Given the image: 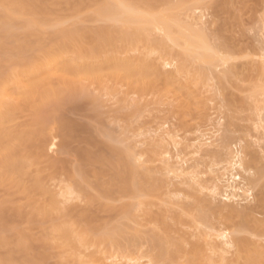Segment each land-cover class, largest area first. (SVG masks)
Listing matches in <instances>:
<instances>
[{"label": "bare ground", "instance_id": "1", "mask_svg": "<svg viewBox=\"0 0 264 264\" xmlns=\"http://www.w3.org/2000/svg\"><path fill=\"white\" fill-rule=\"evenodd\" d=\"M64 1L69 7H72L73 9L78 8V5L80 4L78 0H64ZM137 1H134V0H101L99 1L98 4L95 5L94 9L93 7H88V6L84 7L85 11H87L86 15H88V17L87 16L86 17L89 18V20L92 21L94 19V21L95 20L103 21V22H106V24L109 23L111 25L109 27L108 26L101 27V29L98 28L96 29L97 31L96 30L92 31L90 29L85 30L86 32L81 31V34H80L81 36H83L84 33L85 34L83 36L84 39L81 38L80 40L78 39L80 38L78 37L79 34H77L78 35L77 36L76 33L74 32L75 30H77L76 27H74L75 28L74 30L69 27L68 28L65 26L62 27L66 23L62 19H59L57 21V24L59 27H62V28H60L59 31L57 30L58 32L57 33L55 32L56 34L53 33V35H55V36L52 35L54 37L53 38L54 41H52L53 43L51 42L47 44L46 40H44L45 35L43 36L44 31H45L44 28L46 24L44 17L52 12L50 11L52 5L55 6L56 2L58 3L59 0L58 1L57 0H0V54H1L0 58L1 60L7 63L12 62L11 64L9 63L10 65L7 64L9 67H7V65H4V67H1L2 69L0 68V186H1L0 189L1 188L4 189V187H9L10 189H7V190L8 191L12 190L11 193L12 194L14 193L12 198L15 199L17 195L19 196L23 195L22 200L25 203V206H23L24 203L22 204V206H20L19 205L20 203L19 204L17 203L18 201L16 202L11 198L10 196L11 193L9 194V196L7 195L9 198L7 197L5 201L0 202V264H47V262L49 263L50 261V260L48 261V258H49L48 251L50 252L53 251V253L58 251L59 254L56 253L57 255H62V256L66 255V258L68 254H71L70 256H72L73 262L76 261L75 264H156L155 263L156 261H154V259L151 258L152 256H149V254H147L148 251L144 252V250H142L143 251L142 252L140 250V249H143L142 246L144 242L141 245L135 246L137 248H134V249L135 250L138 249V250L136 252L135 251L132 252V254H130L129 251L128 253H126L125 250L119 251L117 249H116L117 251L112 250L111 252L110 249L112 248V246H110V244L112 243L110 242L112 241L114 243L113 239H115L114 237L115 229H114V234H113V231H111L113 236L110 235L111 236L110 238L109 236L108 237L104 236L106 235L104 233H102V235L100 234L97 236L94 233L96 237L92 235L93 232H91L92 233L91 234L88 231V229L85 228L87 227V225L83 224L85 225V227H82L83 226L82 223L84 222H86L87 224L90 223L91 215H90V218H88L89 216H86L85 214L83 215V212L80 214L79 212L81 211H77L76 210L77 207L75 208L70 207L72 205L66 207L67 203H65L66 206L63 204L65 208H63L64 206L63 207L60 206L61 202L57 200L56 194L52 192L48 188V186L45 185L47 184V179H46L47 177L45 176L46 177L45 184H44V177H43L44 172L47 173L48 171H50V173L48 172L50 179L53 177H56V175L58 174L65 173L66 175H68V179L70 178V181L73 183L74 189L77 190V192H79L80 194H82V196H84L86 199H88V201L85 200L86 203L87 202L90 203V204L88 203L87 206L91 205V203L93 204L96 203L97 206H101L102 208L113 211V207L109 204L111 203L112 200H114V197L116 195H121L120 197L129 196L133 198L134 201L135 200L136 202L138 201V205L141 204L142 207L145 205H148L149 207L150 201L147 198L152 196L151 194L153 193L154 190H157L155 192L159 193V191L162 188L160 187L161 189H156L154 187L153 188L154 190L151 188H147V185H149L148 184L149 181H147L148 179L146 180V178L141 177L139 175L138 167L136 166L137 164L134 161L136 156L132 154V152L129 149L130 147L128 148V150H126L127 149L126 147L124 151V149L121 150L119 147H117V145L115 146L114 143H117V140H115L116 138L113 139V136L111 137V134L108 133V131H107L108 133L107 135L104 132L105 137L107 139L108 137H110L109 140L111 141L112 139V142H110L108 145H103L100 142L101 140H99L100 133L98 132L99 133V135L97 134L98 136L94 134L91 131V127H89V125L88 126L85 125L86 127L79 125L81 126L79 127L73 121L71 122L68 119L66 120L62 118L64 119L62 120L58 118L61 121H63L62 124H59L60 129H61L60 138L62 140V144H60L61 142L60 139H59L60 142H58L60 146L62 147H60V149H58L56 153L59 152V150H65L66 155H68V152L70 154V152L72 151L71 153L76 155V158L78 159L77 161L79 162L78 165L74 164L75 166L71 165L72 167L71 166L67 167L65 166L67 164L66 162L60 161L59 159H58L59 161L53 160V159H56V157L52 159L53 161L51 159H48L49 156L51 157V155L47 154L48 150L49 151L53 150L55 147L59 148V144L55 142V139H56L55 137L57 136V133H56V136L51 135L53 133L52 131H54L55 129L52 127H51V130L50 128L48 129L47 124L49 125V121L51 120V118H52L51 120V124H52V121L55 120L54 114H56L58 110H61L62 106L66 103L65 101L67 99H68L67 102H69L70 100H74L76 96L78 97L77 93L78 94L82 93L84 96L86 95L88 96V98H91L89 97L87 93H85L84 87L81 86L80 81L83 79L91 80L94 83L98 84V86L100 87H104V84H106L108 80L110 81V79H113L112 81H114L116 79L115 82L116 81L123 82V83L126 82L127 85L134 87L138 91V90L152 89L154 87V84L157 81L159 82L160 80L162 81L163 84L165 82L166 85H169V86L172 84H176V83H179L180 85L181 83L180 81H182L181 79L182 77H184L186 79L185 87L189 88L190 85L192 84L190 87L192 89L193 82H194V85L195 84L200 85L202 82L206 83L207 80L220 76L218 75L220 73L217 70L220 68V66H228L227 64H230L229 61L232 59V58L228 59L229 57L227 58L223 55L225 53L234 54L235 50L238 51L237 49H239L241 51V49L243 48L242 47L240 49L237 47L236 49H234L233 52L232 50L225 48V52H224L223 49L221 50L220 48L218 47L216 48V46H213L210 42V39L206 35L205 30L203 28L201 29V26L200 28L199 27L196 28L197 25L195 23L194 24L192 23L193 20L195 22L196 19L190 18L191 22L188 21L190 17L189 12H187L189 7L188 9L186 8L185 10L187 14L189 15V16L187 15L188 19L186 20V22L187 21L188 22L186 24L185 22L182 24L181 19L178 18V15H180L178 13L185 12L183 11L185 9L183 5L181 6L179 3L177 5L176 3V5H172L171 8L169 9L167 8L168 9L167 11L165 10L163 12L158 13L155 11H157L156 9L159 6V5L157 6V4H159L160 1H157V0H144V1L137 0ZM198 3L200 4L199 1ZM190 5L193 6V4H190ZM185 6H186V3H185ZM194 8L196 10V7ZM194 8H193V12H194ZM179 9L180 10L183 9L182 12L179 11ZM174 12H176L177 15L176 13L174 14ZM201 18L203 19V16H201ZM124 27L127 29L128 32H126V29L124 30L125 32H122L121 29ZM157 30L163 33L164 38L166 39L165 41L167 43L170 42L174 45V47L177 46V47L182 48L181 50L182 52L180 53V56H179L181 62L178 63L177 60L179 59L172 58L174 57V55L172 54L171 48L169 49L167 44H165L164 42L160 40L158 42L157 40L151 39V35H153L152 32L154 31L156 32ZM77 32H79V30ZM34 38L36 40L33 41ZM172 44H168V45H172ZM255 50L257 49L255 48ZM133 51H142V52H139L138 56H132V55L130 56L129 54H132ZM254 52H258V51H254ZM259 52H260L259 54L261 55L258 54L256 55L257 57L253 55L252 57H256V58L252 59V61L254 60L255 62H257L255 66L256 68L258 67L257 65L259 64H260V68L262 67L263 71L261 69L259 71L258 70L259 68H258L256 72L259 71L261 73L262 71L264 73V53H263L264 51L263 52L259 51ZM154 54H156L157 57H155ZM239 54H243V53L241 52ZM12 55L13 56L18 55L19 57L21 56L20 64L18 62H17L18 64L13 63L14 57L12 61ZM151 55L154 56V59L151 58L152 57ZM234 55H236V53ZM248 56L249 55H247L246 57L245 55V58H248ZM258 57L260 59H258ZM1 60L0 62H2ZM232 60H235V59H232ZM245 61L243 63H246ZM252 61L250 58V61H248V63ZM254 63L252 64V66L254 65ZM249 64L251 65V63ZM244 65H247V64H244ZM167 66L169 67L173 66L174 69L168 68ZM166 67L168 68L166 70H169V69H173V70H171L170 72L165 71ZM231 67L228 66L227 69H230ZM235 68L233 66L231 69L235 70ZM256 68H254L253 70H256ZM248 69L250 70L251 67ZM227 72L228 71H226V73L224 74H222L221 72V75H224L221 77L222 78L224 77V79L228 78L229 75ZM216 74L217 76H214ZM259 76L263 77V75H259ZM186 81L190 82L191 84L187 83ZM261 83H263V79ZM201 85L203 88L204 85L203 84ZM257 85L259 86V84ZM190 88L188 90H191ZM258 88L260 89L259 90L257 89L256 92L258 91L257 94L262 96L261 100H259L261 101L260 104L262 105L257 106L255 109H257L256 111L258 112H262L264 111V84L262 85V87L259 86ZM253 90H255V88ZM259 91H261V94H259L260 93ZM253 92L254 91H252V94ZM255 94L256 93L254 92V95ZM91 100H93V102L96 104L97 102H99L97 101L98 99L96 98H91L90 101ZM76 103H73V105ZM27 111H31L34 114L32 121L28 122L29 124L26 123L27 125L25 124L17 125L18 124L17 123L15 126L13 123H16V120L18 119L19 115ZM94 115H96L94 118L97 120L98 114H94ZM98 123H99V120H98ZM53 125L55 124L53 123ZM61 125L63 126L61 127ZM80 130L86 131L87 133L86 136L76 135V133ZM53 135H55V133ZM212 137L213 136H211L210 138ZM77 140H80L79 142H81L82 144L85 143L86 146L73 150L72 143ZM208 140L209 138L207 139V141ZM210 140L209 142H206V140H203L205 141L204 142L205 146L206 145L208 147L213 146V143L210 142ZM104 143H105V140H104ZM176 144L174 143V145ZM229 145L230 144H228L227 146L230 147ZM121 146L122 148H124L123 147L124 145H121ZM195 147H198V146L196 145ZM73 151H75V153ZM65 152L64 153L62 152L61 155L65 154ZM167 152L168 150H166L165 154H168ZM193 153L196 155V152H193ZM243 154L244 152L240 148V149H237L236 151L233 150V152L229 155V157L227 158L228 160L226 159L227 164L225 165V166L227 165L229 166V168L228 166L227 168L225 167L227 170L231 169L230 171L228 170L229 175H226V174L224 175L223 173L217 176V180L215 181L220 182V184L222 183L221 184L222 186L214 187L213 188L214 191L210 193L213 199L211 198V196L210 198H208L213 201L215 198L217 199L219 196L220 202L218 203L220 204L223 203V205H226L227 208L225 206L218 204L216 206L217 210L222 209L223 211H225L224 209L226 208L229 213L233 214L232 219H234L233 216L235 214L237 215L238 213L241 214L238 217L237 215L234 216L236 217V219L240 218L241 224L240 223H239L240 225H238V223L235 224L239 220L237 219L236 222L234 223V225H236L235 226L236 229L232 226L233 227V230H232V228H229V226L231 225L223 227V224H221L223 222V219L221 218L220 219L222 221L221 223L219 222L220 224H218V221H216V224L212 223V219L216 220L217 215H215L216 218L215 217L212 218L211 222L209 223L210 221L209 217H213L214 215L211 214L213 216L208 215L209 216L208 217L206 216L207 214L203 213L204 214L203 216H205V218L207 217L209 221H205L204 220L205 218L201 216L199 217V219H203V218L204 219L200 221L198 220L199 223H197V221L195 223L202 224V222H204L205 224L203 223L202 224L203 226L209 223L210 227L208 228L207 231L205 230L201 231V235L205 241L209 238H210V242H212L211 240H214V241L217 240V242L220 241V243H218L220 248H218V244H215V247L217 246L215 249L217 248L218 249L217 251L214 249L213 247L214 241H213V244H210V242L207 243L206 241L208 246L205 245L207 246L205 249L203 248L205 246L202 244V242H201V245L200 243H197L193 245L190 251L185 252L186 251L185 248H183L185 249V251L183 250L181 251V249L178 250L177 252L181 253L182 255L179 254L181 256L177 255L176 251L175 253L177 256L174 254V252L173 254L171 253V257L167 258L169 259V261H171L170 264H180L177 262V260L180 262V260H182L183 258L182 256H184L185 254L188 256V257L185 256V258H187L186 259L187 264H240V263L241 264H264V247H261L258 243H256L257 240L255 242L253 240L251 241L250 239L246 238L247 236L243 237L244 234L245 235L249 234L248 232L252 233V235L256 234L259 237L264 236V220L263 219L258 220L254 216V215H258L255 213L262 212L261 214H263V210H264V198L263 197L264 196L262 197L263 199L261 198L262 200L259 199L260 201H257V200L255 201L259 203L258 204L256 203L254 207L248 206L247 208H245V206L247 205L246 203H248L249 205L250 203L253 202V201L251 202V200H254L255 197L252 192L253 189L251 188V185L252 183H254V180L252 179L251 181L252 183H251L250 181H248V179L249 180L251 179L246 177V175H248L249 177L248 171H249L250 164L249 165L246 164L247 162H245L246 160H245V157L243 158ZM188 155L189 154H187V158H188ZM45 158L49 160L47 167L42 166L43 161H44V160L42 161V159H45ZM187 158H185V160ZM194 158L197 160L198 157H194ZM190 159L192 158L189 157L188 159L189 162L193 161V159L192 160ZM188 160H186L185 162L184 161L182 162H184V164H187V163L189 164ZM196 162H195V165H196ZM96 163L99 164V166L101 165V168H102V165L103 167L105 166L104 169L102 168L97 172L98 175L95 174L96 169L95 170L92 169L93 167L92 165ZM165 164L167 163H163V171L164 169H166L164 168ZM184 164L182 163L180 167ZM195 165L191 164L192 166L191 168L195 169ZM187 166L189 165H186V167ZM180 167L179 168H177V166L173 167L174 170L173 168H171L172 169L171 170L168 167L167 172L169 173V171L170 172L173 171L172 173H174V171H177V169H181ZM183 167L181 169L182 173L184 172ZM191 168H189L190 175H192L193 174L192 171H194V170H191ZM196 168H198L197 165H196ZM226 169L223 170V172H226ZM91 170L95 171V173L92 172ZM181 171L179 170L177 173L173 174L174 175L173 178H176V179L181 178L183 181L181 179L180 180L183 182V185L190 178L189 179L190 181H188L186 185L188 186L190 185L189 186L190 190L192 189V191H195L197 193L205 189V186H203V183H200L201 180L197 178L199 176L198 174H200V171L199 173H198V170L197 172L195 171L196 178L193 177V175L192 177L187 176L188 171L186 173L184 172L183 174L184 176H182ZM179 172L181 176L178 174ZM90 173L92 175L95 174L96 177L97 176L100 177V175L101 176L103 175L105 180L107 179L106 177L110 175L108 177V181L106 180V182L103 176H102L103 181H101L102 180L101 177L100 179L97 178L98 180L95 181V190H96L95 192L97 193L96 196H93L94 194L91 195V193L89 194V192L85 190L86 186L84 183H87L88 181L87 178L90 176L88 174ZM107 173L109 175H107ZM76 174H78L77 177H80L78 178V180L75 179ZM177 174H178V177L180 176V178L176 177ZM225 176H227L226 179H225ZM185 177L186 179L188 177L189 178L187 180L186 179L184 180ZM26 178H29V182L31 184L28 183V181L26 183V180H27ZM195 179L196 180L198 179L197 181L200 184L195 183L196 182ZM191 181L192 182L195 181L193 182L195 184L193 185V183H190ZM208 181H206V184ZM204 183H205V180H204ZM27 184H30V185H27ZM166 184H170V183H166ZM166 184H165V188H166ZM171 184L173 188V183ZM248 184H249V187H248ZM89 185L91 184L89 183ZM167 186H168L167 188H169V185ZM65 189L67 190L68 188L66 187ZM219 189H221L222 194L220 193L217 194L218 192L217 190ZM150 190H153V191L150 192ZM187 190H186V193L189 194V190L188 192ZM166 191L165 192L162 191V194L166 193ZM172 191L174 190L172 189ZM175 191L177 192V190ZM71 192L72 191H70V193ZM171 192H170V195H171ZM184 192L185 191H183L182 194ZM178 193H181V192H177V194ZM61 194H59L58 196L60 197ZM65 194H68V191ZM65 194H62L64 198H65ZM71 194H68V195L70 196L74 195V194L72 195ZM185 194L183 196H186ZM194 194H192V197ZM202 194H203V191H202ZM62 195L61 197L63 198ZM68 195H66L67 196L66 202L69 200ZM157 195L158 194H155L153 196L156 197ZM204 195L205 196L208 195L206 197H209V194L205 193ZM262 195L264 194H261V196ZM159 197H160V194H159ZM171 197H173V195ZM186 197H189V196L187 195ZM156 198H158V196ZM99 199L101 200L107 199L106 202L109 201L110 203L108 204L107 202L106 205H103L100 203L101 200ZM140 199H143V200H140ZM194 199L196 200V198ZM165 200L169 201V199H165ZM204 200H206V198H201L202 202L200 201V203L202 204ZM161 202L164 205H166L164 203L166 201L163 202L162 200H160L158 204H160ZM170 202L172 201L170 200ZM15 203L17 204V206ZM244 203L246 204L245 206H243ZM124 204H122L123 205L122 208H121L122 205L119 206L120 210L118 211L122 213V215L129 214L135 208V207L133 208L132 207L133 205L130 203L125 204V206ZM170 204L174 205V207H172L174 211V208H176L175 204H179V203H175V204L170 203ZM152 205L153 204H150V206ZM167 205L166 207H168ZM182 205L183 203L181 204V206ZM241 205L244 208L241 207ZM176 206L180 208L178 205ZM218 206L219 207L221 206V207L218 209ZM119 207L117 206V208L116 209L114 208V210L116 211ZM145 207H143V209ZM238 207L240 210L238 209ZM88 209H86L87 211H84V212L87 213L89 211ZM259 209L260 211H258ZM178 210L179 209H177V211ZM184 210L186 211V213L190 211V210L187 211L185 208ZM102 211H104V209ZM162 211L165 212L166 209ZM168 211L169 210L167 208L166 212ZM199 211L200 210L198 209V212ZM210 211H212V209H210ZM240 211H242L245 214L242 215ZM173 213H171V215ZM184 213L185 212L181 213L180 216L176 214L177 217L176 215L173 214L174 217L180 220L178 222L176 221L178 225H179V222H182L183 224H185L184 218H187V216L182 218V215H184ZM75 214L76 216L80 214L78 217L79 219L81 216H83V218L84 217H87V218L86 219L84 218L85 220L83 219V222L80 221L81 222L80 224L77 218L76 220L78 223L73 224L72 221H70L72 219H69V218H71V216ZM190 214L191 213H189L188 215ZM217 214L221 215L220 211L219 213L217 212ZM226 215L229 216L227 213H225L224 216ZM244 215L246 216V218ZM127 216H130V215H127ZM219 216H218V219H219ZM227 216H226L227 218L226 220L227 221L230 220L231 222L232 219H228L230 218L231 215L229 217ZM153 217H157V216L153 215ZM164 217L165 216L163 214V217H160V218L157 217V219L161 227L163 226L162 229L165 228L166 230L165 229L164 230L167 231L169 230V227H170L169 225H171V224H168L169 221L170 223H172L173 221L172 222L171 220L168 221L166 220L167 217L166 219H164ZM192 217H193L192 219H194V216ZM169 218L172 219L171 216ZM175 219H174V222H175ZM243 219H246V220H243ZM74 220L75 219H73V222L76 221ZM15 223L31 224V226L32 225H34V227L37 226V228L40 229L41 233L43 230L44 232L41 235H38L39 237H35L33 236L32 233H30L32 232V230L29 233L25 232V230L30 228L29 225H27L28 227L27 226L25 227V225L23 224L22 227L23 226L25 227V228L23 227L25 229L23 231L18 225L16 226ZM192 223L194 222L192 221ZM223 223H226V222H223ZM78 224H79V227L74 226ZM196 224L194 225L197 226ZM217 225H220V226H217ZM41 227L43 229H41ZM171 229L172 228L170 227V230ZM117 235H119V232H117ZM110 239L112 240L110 241ZM140 239L142 241V238ZM135 240H138V239H135ZM90 247H94L95 251L92 252L88 256L89 260L85 261L83 250L86 251ZM106 247L107 249L110 250L111 253L108 250L107 251L104 250ZM115 248L117 247H114V249ZM209 249H210V252H209L210 255L203 254L205 251H209ZM220 249H222L223 253L221 252V255H222L221 257L217 254L218 258L219 257L220 258L219 259L217 258L218 261H216L214 257H217V256L214 255L213 253L216 254L217 252L221 251ZM232 250L234 251L233 253L234 259L230 260V258H232L233 256L230 258L225 257L226 256L225 253L229 255L230 252L231 253L233 252ZM102 251H105V252L102 253ZM140 251L142 253L139 254ZM182 252H184V254ZM105 253L107 255L109 254L108 257ZM104 254L106 255V258H104L105 256ZM211 254H213L214 257L213 255L212 257H210ZM59 258L60 257H58V259ZM68 258H70L71 261H67V264L69 262L73 263L72 258L71 257H68ZM106 259L107 261L104 262L103 260H106ZM109 259L111 261H108ZM65 262L66 261L64 260L63 263Z\"/></svg>", "mask_w": 264, "mask_h": 264}, {"label": "rangeland", "instance_id": "2", "mask_svg": "<svg viewBox=\"0 0 264 264\" xmlns=\"http://www.w3.org/2000/svg\"><path fill=\"white\" fill-rule=\"evenodd\" d=\"M78 1L80 2V4L78 5V8H76V9L69 7L65 3L64 0H59L58 3L56 2L55 6L52 5L51 10H50L52 12L44 17L46 24H45V28H44L45 31H44L43 36L45 35L44 40H46L47 44L54 41L53 36H55V35H53V33H55V32L57 33L59 31V29L64 27V26L67 28L68 27L72 28L73 30L75 29L74 27H76L77 30H75L74 32L76 33V35L79 34V36L78 35L77 36L80 37L78 39L81 40V38H83V36L85 34L84 33L83 36H81L80 35L81 31H85L87 29L95 31L98 28L101 29V27H106V26L109 27L111 25L109 23L106 24V22H103V21H96V20L94 21V19L91 21V20H89V18H87L88 17V15H86L87 11H85L84 7L88 6V7H93V9H94L95 5L98 4L99 1H101V0H78ZM134 1H137V0H134ZM142 1H144V0H142ZM157 1H160V3L158 2L159 4H157V6L159 5L156 9L157 11H155L158 13L163 12L165 10L167 11L169 8L172 7V5H176V3H177V5H178V3L181 6L183 5V7L185 8L184 10L182 9L183 11H185L186 8L188 9V7H189V9L187 11V12H189V15H190L189 19L187 18L189 16L187 14V12L186 11L182 12V10H180V9H179V11H181L182 13H180V12L178 13V14H180V15H178V18L181 19L182 24L184 22L186 24L188 21L191 22V19H196L195 22L193 20L192 23L193 24L195 23L197 25L196 28L197 27L200 28V26H201V29L203 28L205 30V33L208 36V38L210 39L211 44L213 46H216V48L218 47L221 50L223 49L224 52H225V48H228V49L232 50V52H233L234 49H236L237 47L240 49L243 47L244 49L242 48L241 51L239 49H237L238 51H236V50L234 51V54L236 53V55H234L232 52H231L232 54L225 53L223 55L227 58L229 57L228 59H231V58L235 59V60L231 59L229 61L230 64H227L230 67L231 66L232 67L234 66V68L236 67L235 70L231 69L232 67L230 69H227L228 66H220V68L218 70L215 68L220 74H218L217 72L216 73L220 76H217V74L214 75L217 77L213 76L215 79L213 78V79L207 80L206 83L204 82L205 85L202 82L201 84L204 85L203 88H202L201 84L200 85H197V84L194 85V82H193V86L191 89L190 87L192 84L190 82L186 81L187 83L191 84L190 87L188 86L191 90H188L189 88L185 87L186 86V83H185L186 79L184 77H182V79H181L182 81H180L181 82L180 85H179V83H176V84H172L169 86V85H166L165 82L163 84L161 80L159 82L157 81L155 83L157 85L154 84V87L152 89H147L148 91L147 90H138L137 91L134 87L127 85L126 82H124V83L123 82H117V81L115 82L116 79L114 81H112L113 79H110V81L108 79H106L108 81L106 82V84H104V87L98 86V84L94 83L91 80L83 79L84 81L81 80L80 82H81V86L84 87L85 93H87L89 95V97H91V98L98 99L97 100V101H99V102H97L98 105L96 103H94L93 100L90 101L91 98H88V96H86V95L84 96L82 93H80V94L77 93V95H78V97L76 96L77 98L74 96L75 97V99L73 98L74 100H70L69 102H67V100H68L67 99L65 101L66 105L64 104L63 105L64 107L62 106L61 110H58L57 113L54 114L55 120H53L52 124H51V120H52V118H51V120L49 121V125L47 124V128L48 129L50 128V130H51V127H52L56 130L55 131L53 129L54 131H52L53 133L51 132L52 133L51 135L56 136V133H57V136L55 137L56 138L55 142L57 144H59L58 142H60V140H61V138H60L61 129H60L59 124H62L63 121L60 120L62 118L66 119V120L68 119L71 122L73 121L78 126L81 125L83 127H86L85 125H87V126L89 125V127H91V131L94 134L99 135V133H100V135H99L100 138L99 137L98 138H99V140H101L100 142L103 145H108L110 142H112V139H111V141L109 140L110 137H108V139L105 137V134L107 135L108 133H110L111 137L113 136V139L116 138L115 140H117V143H114L115 146L117 145V147H119L121 150L124 149V151H125L126 147H127L126 150H128V148L130 147L129 148L130 151L132 152V154L134 156H136L134 161L137 164V165L136 164L135 165L138 167L139 175L141 177L146 178V180L148 179L147 181H149V183H148L149 185H147V188H151V189H153L154 187L156 189L162 188L161 190L163 192H165L167 190L166 193H163L164 194L163 195L161 190H160L161 192L159 191V193L155 192L157 190H154V189H153L154 191L150 190V192L153 191V193L151 195L153 196L155 194H158L157 195L158 198H156L157 196L156 197L150 196L147 198L150 201V204H153L152 206H150V204H149V207H148V205H145L148 207V209L145 206H143V207H145L143 209L141 204L138 205V201L137 202H136V200L134 201V199L129 197V196L128 197L125 196L126 197L125 198V197H120L121 195H116L114 197V200H112V201L110 200L111 203L109 201H107L108 204L110 203L109 205H111L113 207V211H112L109 209L102 208L101 206H97L96 203H94V204L91 203V205L93 204L94 206H96V207H94L92 205L94 208L91 205H89L91 207L87 206L89 202L86 203L85 200L88 201V199H86L84 196H82V194H80L79 192H77V190L74 189L73 183L70 181V178L68 179V175H66L65 173L64 174H58V175H56V177H53L50 179V176L48 175L50 173V171H48L49 173L44 172L43 177H44V184L46 183V179H47V184H45V185L48 186V188L56 194L57 200L59 202H61L60 206L63 207L65 205V203H67L66 204L67 206L65 205L66 207H68L70 205H72L70 207H74V208L77 207L76 210L81 211V212H79L80 214L83 212V215L85 214L86 216H89L88 218H90V215H91L90 223H88L89 225L86 222H84V223H82V225L85 224V225H87V227H85V225H83L82 227H85L86 229H88V231L90 233L93 232V234L91 233L92 235H94V233H95L97 236L100 234L102 235V233H104V234H106V235L103 234L104 236H107V237L109 236V238H110L111 236H113L111 231H113V234H114V229H115V235H114L115 239H113L114 243L111 241L112 239H110V241H111L110 243H112V244H110L108 242L110 244V246H112V248L110 249L111 252H112V250L117 249L119 251L125 250L126 253H128V251H129V253L132 254V252H134V251L136 252L138 250V249L137 250L134 249V248H137L135 246L141 245L144 242L143 246H142L143 249H140V250L141 251L144 250V252L148 251L147 254H149V256H152L151 258H153L154 261H156L155 262L156 264H170L171 261H169V259H167V258L171 257V253L173 254V252L175 255H176V253H177V255H179L181 253H178L177 252L178 250L181 249V251L182 250L185 251V249H186L185 252L190 251L192 249L193 245H195L197 243H200V245H201V242L204 246L205 245L208 246L207 243L210 242V238L206 240L207 241V243H206V241L203 239V237L201 235V231H203V230L207 231L208 230V228L210 227L209 223L211 222V219L215 217V215H217L216 216L217 218L215 217L216 220L212 219V223H214V224H216V221H218V224H220L222 221L221 219H223V222H226V223H223V222L221 223V224H223V227L231 225V226H229V228H232V230H233V227L235 228V226H236V225H234V223L236 222L237 219H239V220L235 224H237V223H238V225L241 224L240 218L236 219V217H234L237 214H235L233 216V218L235 220L232 219L233 214L228 212V210L226 209L227 208L226 205H223V203H221V204L218 203V202H220L219 196L217 198L218 201L216 198H215L216 200L215 199L213 200L215 202H213L211 199H208L211 196L210 193L214 191V189H213L214 187H216V186L221 187L222 186L221 185L222 183L220 184V182L215 181V180H217V176L221 175L223 173H224V175L225 174L229 175L228 173L231 169H228L229 170L228 171L226 169L228 165L227 166H225V165L227 164L226 159L233 152V150L236 151L237 149H240V148L243 150V152H244L243 158L245 157V160H246L245 162H247L246 164H248V165L250 164L249 165V171H248L249 177H248V175H246V177L251 179V180L248 179V181H250V182L252 181V179L254 180V183L251 182L252 183L251 188L253 189L252 192H253V195L256 199L254 198V200H251V202L253 201L252 203H250L251 205L250 204L248 205V203H246L247 204L246 205L244 203L243 206L246 205L245 208H247L248 206L254 207V205H256V203L257 204L259 203V202H255V201L256 200L260 201L259 199H261L264 196V195L261 196V194H264L263 193L264 192V173H262V172H264V170H263L264 169V157H263L264 156V111L258 112V111H256L257 109H255L257 106L262 105V104H260L261 101H259V100H261L262 96L258 95L257 94L258 91L256 92V90L257 89L259 90L260 88H258V87L259 86L262 87V85L264 84V73L262 72L263 71L262 67L260 68V64L257 65L258 67L256 68L255 66H256L257 62H255L253 60L255 62L254 63L252 61V59L256 58L257 57L256 55H258L260 53L259 51H262V52L264 51V0H157ZM198 1L200 2V4L198 3ZM185 3H186V6H185ZM188 4L189 5L193 4V6L192 5L189 6ZM196 4H198V5H196ZM194 7H196V10ZM193 8H194V12H193ZM175 13L176 12H174V14ZM176 15H177V13H176ZM179 16H181V17H179ZM201 16H203V19L201 18ZM200 18H201V20H200ZM59 19H62L66 24L63 25L62 27H59L57 24V21ZM187 19H188V21L186 22ZM125 29H126L125 27L122 28L121 29L122 32H125L124 31ZM78 30H79V32H77ZM126 32H128L127 29H126ZM152 34H153V35H151L152 40H157L158 42L160 40V41L164 42L165 44H167L169 49L171 48L172 54L174 55V57H172V58L173 59H179V60H177L178 63L181 62L180 57H179L180 53L182 52L181 47H177V46L174 47V45L172 43H170V42L167 43L165 41L166 39L164 38L163 33L161 31L159 32V30H157L156 32L155 31L152 32ZM34 40H36V39L34 38L33 41ZM153 42H155V41H153ZM168 44H172L173 46L168 45ZM172 47H173V49H172ZM247 48H249V49H247ZM255 48L257 50H255ZM252 49L254 51H258V52H254ZM249 51L252 53H250ZM139 52H142V51H133L132 54H129V55L130 56L131 55L132 56H138ZM226 52H228V51H226ZM241 52L243 54H239ZM248 52H249V54H248ZM15 54H13V55H15ZM229 54H230V56H229ZM244 54L246 55V57H247V55H249L248 58H245ZM13 55H12V61H13V57H14V61H15V62L13 61V63L18 62L20 64L21 56L19 57L18 55H16V56H13ZM154 55H155V57H157L156 54H154ZM231 55H232V57H231ZM253 55L256 57H252ZM259 55H261V54H259ZM249 57L251 58V61H252V62H249V63H251V65L248 63V61H250ZM151 58L154 59V56H152ZM258 59H260V58L258 57ZM0 60H1V58H0ZM1 61L2 62H0V68L4 67V65H7V64L10 65L12 63V62H9L10 63L9 64L3 60H1ZM244 61L246 63H243ZM253 63H254V65H253L254 67L252 66ZM244 64H247V65H244ZM8 65H7V67H9ZM247 66H249V67H247ZM167 67L174 69L173 66L172 67L167 66ZM167 67L165 68V71L170 72L171 70H173V69L166 70V69H168ZM250 67H251V69H252V67H253V69L256 68V70L252 69V71H251V69L250 70L248 69ZM257 69L259 71L261 69L262 74L259 71L256 72ZM219 70L222 72V74H224V73H226V71H228L227 73H228L230 78L229 77H228L229 79L226 78L228 80L224 79V77L222 78L221 76H224V75H221V72ZM222 70L223 71L225 70V71L223 72ZM242 73L243 74L245 73L246 75L245 74L243 75ZM257 73H259V74H257ZM259 75H263V77L259 76ZM241 76H243V77H241ZM248 77H250V78H248ZM262 79H263V83H261ZM220 80L222 83L220 82ZM196 83H197V81H196ZM257 84H259V86ZM109 87H110V89H109ZM216 87H217V89H216ZM254 88H255V90H253ZM240 89H242V90H240ZM252 91H254L257 95L256 94L254 95V92L252 94ZM259 92H260L259 94H261V91H259ZM252 96L255 99H253ZM71 97H73V96H71ZM85 98L87 99V101ZM73 103H76L77 105L76 104L73 105ZM94 114H98L97 120L94 118L96 116ZM33 117H34V114L31 111L23 112L19 115L18 119L16 120V123H13V124L15 126L17 123H18L17 125H19V124L20 125L21 124L27 125L26 123L31 122ZM259 117H261L262 119ZM58 118H60V119H58ZM64 119H62V120H64ZM98 120H99V123H98ZM53 123L55 125H53ZM101 123L104 125H102ZM62 126L63 125H61V127ZM81 126H79V127H81ZM92 126L94 127V129ZM105 129H107V130H105ZM107 131H108V133H107ZM104 132H105V134H104ZM54 133H55V135H53ZM86 134L87 133L84 130L83 131L80 130L76 133V135H80V136L81 135L86 136ZM211 136H213V137L210 138ZM208 138H209V140L214 139L213 141L210 140V142L213 143V146H209V147L207 145L205 146V144H204L205 141H203V140H206V142H209V140L207 141ZM169 139H170V141H169ZM104 140H105V143H104ZM79 141L80 140H77V141H74L72 143V149L73 150L78 149V148L83 147V146H86L85 143L82 144ZM229 142H231V143H229ZM232 142H233V144H232ZM174 143L175 144L177 143V144L174 145ZM60 144H62V140H61ZM60 144H59V148L55 147L53 150H50V151L48 150L47 154L51 155V157L49 155H48L49 157L47 156L48 159L52 160L54 157H56V159H53V160L59 159L60 161H64L67 163L65 165L67 167L71 166V165L72 166L78 165L79 164V162L77 161L78 159L76 158L75 154L71 153L72 151L70 152V154L68 152V155H66L65 150H59L60 154H59V152L56 153V151H58V149H60V147H62V146H60ZM228 144H230L229 145L230 147L227 146ZM121 145H124L123 146L124 148H122ZM194 145L195 146L197 145L198 147H195ZM198 148H199V150H198ZM166 150H168V152H167L168 154H165ZM130 151H128V152H130ZM62 152L63 153L65 152V154L61 155ZM73 152L75 153V151H73ZM193 152H196L197 156ZM187 154L190 155V156L188 155V158H187ZM189 157L192 159L194 157H198V158H197V160L194 158L193 161L189 162V160H188ZM185 158H187L186 160H188L189 164L188 163L184 164V162L186 161ZM192 159H190V160H192ZM194 160H196L197 162ZM42 161H43L42 166L47 167L49 160H47L45 158V159H42ZM162 161H163V163H167L169 165L168 166L167 164H165L164 168H166V169H164V171H163ZM182 161H184V162H182ZM177 162H179V163H177ZM195 162H196V165L198 166V168H196ZM182 163L185 166L182 165L180 167V165ZM96 164H93L92 165L93 167L91 166L93 170L96 169L95 170L96 173L93 170H91V171L98 175L97 172L102 168L104 169L105 166L103 167V165H102V168H101V165L99 166V164H97V166H96ZM191 164L195 165V169L198 170V173L200 171V174L197 173L199 175V176L197 175L198 176L197 178L200 179L201 180V181L199 180L200 183H203V186H205V189L202 190L203 194H202V191L197 193L195 191H192V189L190 190V187H189L190 185L189 186L186 185V183L188 181H190L189 177H192V175H193V177L196 178L195 171L197 172V170H195L194 168H191L192 167ZM186 165H189L190 167L189 166L186 167ZM172 166L173 167L177 166V168L180 167L181 169L184 166L183 167L184 172L186 173L188 171L187 176H189L188 177L189 179L187 178L188 181L184 185L182 182L183 180L180 178V176H181L180 172L178 173L180 176L178 177V174H177L176 177L180 178L182 181L180 179L173 178L174 177L173 174L177 173L179 170L181 171V169L175 168V169H177V171H174V173H172L173 171H171V172L169 171V173L167 172V168L169 167L171 169V168H173ZM186 168L187 169L191 168V170H194V171H192L193 174L190 175L189 174L190 169L187 170ZM228 168H229V166H228ZM225 169H226V172H223V170H225ZM173 170H174V168H173ZM184 172L182 173V171H181L182 176H184L183 175ZM95 174H93V175L95 176ZM215 174H217V175H215ZM47 175L49 176V178ZM77 175L78 174H76V177H77ZM88 175H90L89 176L90 179L88 177L87 183H84L86 186L85 190H87L89 192V194L91 193V195L94 194L93 196H96L97 193L95 192L96 191L95 190V181L98 180L97 178L100 179V177L102 179L103 175L102 176L100 175V177H98V176L94 177L91 173ZM107 175H109V174L107 173ZM76 177H75V179H77V180H78V178H80V177H77V178ZM108 177H106L107 181H108ZM147 177H149V178H147ZM186 177L184 178V180L186 179ZM226 177L227 176H225V179H226ZM29 178H26L27 179L26 183H27V181H28V183H30ZM103 178H104V176H103ZM170 178H171V180H170ZM208 179H209V181H208ZM104 180H105V178H104ZM106 180H105V182H106ZM168 180L171 182H169ZM197 180H196V182L195 181H193V182L199 183ZM204 180H205V183H204ZM101 181H103V179ZM206 181H208L207 184H206ZM193 182L191 181L190 183H193ZM89 183L91 185H89ZM166 183H170V184H166ZM171 183H173V188H172ZM190 183H188V184H190ZM195 183H193V185ZM30 184H27V185H30ZM165 184H166V188L168 187L167 185H169V188L166 189ZM249 184H248V187H249ZM66 187L68 188L67 190L65 189ZM170 188H172L174 191H172V189H170ZM185 188H187L189 190V194L186 193L187 189H185ZM7 189H10V188L4 187V189L3 188L0 189V202L5 201L7 199V197L9 196V194L12 192V190L8 191ZM69 189H71V190H69ZM179 189L182 191H180ZM175 190H177V192H181V193L177 194V192ZM188 190H187V192H188ZM64 191H66V192H64ZM67 191H68V194H71V193L74 194V195L71 194L73 196V198H72V196L65 194V193H67ZM70 191H72V192L70 193ZM183 191H185V192L182 194ZM217 191H216L217 194L218 193L222 194L221 189H219ZM260 191H261V193H260ZM170 192H171V195H170ZM190 192H191V194H190ZM58 193L59 194H61V193L65 194L66 199L64 198V196L62 194L61 195L63 196V198L61 197V195L59 197ZM173 193H175V194H173ZM205 193L209 194V197H206L208 195L205 196L204 195ZM11 194H10V196L12 198L14 193L12 195ZM159 194H160V197H159ZM184 194L186 196L188 195L189 197L183 196ZM192 194H194L193 197L196 198V200L192 197ZM66 195H68L70 197V198L68 197V199L70 201L68 200L66 202V200H67ZM172 195H173V197H171ZM20 196L17 195L15 197V199H13V198L12 199L16 202L18 201L17 203L18 204L20 203L19 205L22 206V204L24 203V201L22 200L23 195H20ZM201 198H206V200H208V201L204 200V202L201 204L200 203ZM211 198H212V196H211ZM165 199H169V201L165 200ZM99 200H101V199H99ZM102 200H104V201H102ZM102 200H101V202L100 201L99 202L103 205H106L107 199H102ZM140 200H143V199H140ZM157 200L159 202H160V200H162L163 202L166 201L167 203L166 202H164V203L166 205L169 203L167 205L168 207H166V205H164L162 202L160 204H158L159 202ZM170 200L172 202H170ZM156 201H157V203H156ZM124 203L125 204L130 203L133 205V206L131 205L133 208L135 207L133 211H131L129 214H127L130 216H127L126 214H124L125 215L124 216V215H122V213L118 212L120 210L119 206H121ZM170 203H172V204L173 203L174 204L179 203V204H175V207L179 210L182 208L183 209L180 211L179 210L177 211V209L174 208V211H173L172 207H174V205H171ZM182 203H183V205H182L183 207L181 206ZM215 203H217V204H215ZM125 204H124V206H125ZM218 204L225 206L226 208L224 210L225 211L227 210V211L225 212L222 209H219L221 206L220 207L218 206L219 210H217L216 206ZM136 205H138L140 207H138ZM176 205H178L180 208H178ZM16 206H17V204H16ZM23 206H25V203ZM65 206L63 208H65ZM117 206L119 208L115 211L114 208L116 209ZM170 206H171V208H170ZM243 206L241 205V207H243ZM84 207H85V209H84ZM88 207H89V209H88ZM122 207H123V205L121 206V208ZM239 207H238V209H239ZM164 208L166 209V211L168 208L169 211L168 212L162 211V210H165ZM184 208L187 211L190 210L191 212L188 211L187 213L188 214L191 213V214L188 215L186 213V211L184 210ZM86 209L89 210L87 212L89 214L84 212V211H87ZM103 209H104V211H102ZM139 209H141V210H139ZM145 209H147V210H145ZM198 209L200 210L199 212H198ZM210 209H212V211H210ZM241 210H242V208H241ZM213 211H214V213H213ZM219 211H220L221 215L217 214V212L219 213ZM258 211H260V209ZM180 212L181 213L185 212L184 215H182V218L185 216H187V218H184L185 224H183L182 222H179V225H178L177 222L180 220H178L176 217H177V215L178 216L181 215ZM240 212L242 213V215L245 214L242 211H240ZM244 212H245V210H244ZM171 213H173L174 215L177 214L176 217H174L173 214L171 215ZM178 213H180V214H178ZM203 213L207 214L206 216H208V215H210V216L214 215V216L213 217L208 216L210 218V221H209V219L207 217H206L207 218L206 219L205 216H203L204 215ZM225 213H227L229 216L231 215L230 218H228V219H232L231 222H230V220H228V221L226 220L227 215L224 216ZM261 213L262 212L255 213L258 215H254V216L258 220H261V219L264 220V210H263V214H261ZM80 214H78V216H76V214L71 216V218H69V219H72V220H70V221H72L73 224H77L78 222L80 224L81 223L80 221L83 222V219L84 218L86 219L87 217L83 218V216H81L79 219L78 217ZM163 214L165 216L164 219H166V217L169 215L166 220H168V221L171 220V222L173 221L172 222L173 225H172V223H170V221L168 224H171L174 228L176 227L174 229L171 225H169L174 230H172V229L170 230V227H169V230H167L168 232L165 231L166 230L165 228H164L165 230L162 229L163 226L161 227V225L158 222L157 217L158 218L163 217ZM197 214H199V215H197ZM211 214H213V215H211ZM153 215L157 216V217H153ZM191 215L194 216V219L196 217V219L195 220L192 219L193 217ZM239 215H241V214L238 213L237 217ZM170 216L172 219L169 218ZM201 216H203L205 218V219L203 218L205 221H209V223H207V225H205L206 227L202 225L204 222H202V224L201 223L200 224L195 223L196 221H197V223H199L198 220L199 221L203 220V219H199V217H201ZM218 216H219V219H218ZM229 216H227V217H229ZM188 217H190V218H188ZM152 218H154L155 220ZM245 218H246V216H245ZM73 219H75V220L77 219L78 222H77V220L76 221L74 220L75 222H73ZM174 219H175V222L177 221L176 223L174 222ZM92 220H93V222H92ZM224 220H226V221H224ZM243 220H246V219H243ZM182 221H183V219H182ZM192 221L194 223H192ZM15 224H16V226L18 225L23 231L25 230L24 228L27 225H29L30 230L26 228L28 231L25 230V232L29 233L32 230V232H30V233H32L33 236H35V237H39L38 235H41L44 232V230H43L41 233L40 229L37 228V226L34 227V225H32L34 227L33 228L31 226V224H27V223L26 224L15 223ZM23 224L25 225V227L23 226L24 228L22 227ZM79 224L74 225V226L79 227ZM194 224H196L197 226H195ZM224 224H226V225H224ZM47 225H48V223H47ZM217 226H220V225H217ZM38 227H40V226H38ZM41 229H43V228L41 227ZM117 229H118V231H117ZM117 232H119V235H117ZM248 233L249 234H246V235L244 234L243 237L247 236L246 238L250 239L251 241L253 240L255 242L257 240L256 243H258L261 247H264V236L259 237L256 234L252 235V233H250V232H248ZM114 237H112V238H114ZM116 237H117V239H116ZM140 238H142V241ZM135 239H138V240H135ZM260 240H261V242H260ZM211 241L212 242H210V244H213L214 240H211ZM218 243H220V241L219 242H217V240L214 241V245H213L214 249L217 247V246L215 247V244H218ZM207 246H205L203 248L205 249ZM107 247L104 250L105 251L108 250L110 252V250L107 249ZM114 247H117V248L114 249ZM131 248H133L134 250ZM183 248H185V249H183ZM218 248H220L219 244H218ZM217 249H215V250L217 251ZM206 250H208V249H206ZM211 250H212V248H211ZM220 250L221 251L218 250L219 252H217L216 254L215 253H213V254L216 256L218 254L221 257L222 256L221 255L222 249H220ZM94 251H95L94 247H90L86 251L83 250L84 260L88 261L89 260L88 256ZM105 251H102V253H104ZM141 251L139 252V254L143 252V251L142 252ZM170 251H172V252H170ZM175 251H176V253H175ZM181 251H179V252H181ZM209 252H210V249H209V251H205L203 254H206V255L209 254L210 255ZM48 253H49L48 261L49 260L50 261H49V263L47 262V264H54V263L55 264H65V263L67 264V261H71V259L68 257L72 258V256H70L71 254H68L67 258H66V255H63V256L57 255V254H59L58 251H56L55 253H53V251H51V252L48 251ZM182 253L184 254V252H182ZM230 253H229V255H231V256H229L227 253H225L226 254L225 257L230 258L234 255L233 254L234 251L231 254ZM213 254H211L210 257H212ZM56 255L60 258L58 259V257ZM106 255L104 256V258H106ZM108 255H107V257H108ZM181 255H179V256H181ZM214 255H213V257H214ZM185 256H187V255L185 254L184 256H182L183 257V258L181 257L182 260H180V262L177 260V262L180 264H187V260H186L187 258H185ZM144 257H145V255H144ZM178 258H180V257H178ZM214 258L216 259V261H218L217 260L218 256L214 257ZM60 259H61V261H60ZM68 259H70V260H68ZM107 259L103 260V261L105 262V261H107ZM232 259H234V256L232 258H230V260H232ZM64 260L66 261L65 263H63ZM108 261H111V260L109 259ZM72 262H73V258H72ZM144 262H146V261H144ZM70 263L71 262H69L68 264H70ZM73 263L75 264L76 261ZM73 263H71V264H73ZM218 263H220V262H218Z\"/></svg>", "mask_w": 264, "mask_h": 264}]
</instances>
